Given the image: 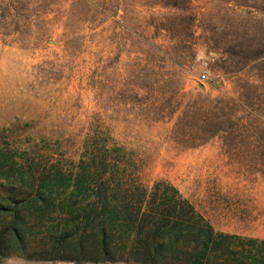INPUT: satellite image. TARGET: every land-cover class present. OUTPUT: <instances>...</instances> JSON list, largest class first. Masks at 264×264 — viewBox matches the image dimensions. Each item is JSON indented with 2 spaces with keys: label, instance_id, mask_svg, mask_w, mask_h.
<instances>
[{
  "label": "rangeland",
  "instance_id": "obj_1",
  "mask_svg": "<svg viewBox=\"0 0 264 264\" xmlns=\"http://www.w3.org/2000/svg\"><path fill=\"white\" fill-rule=\"evenodd\" d=\"M104 148L121 187H176L229 235L231 264H264V0H0V200L31 173L71 184Z\"/></svg>",
  "mask_w": 264,
  "mask_h": 264
},
{
  "label": "trees",
  "instance_id": "obj_2",
  "mask_svg": "<svg viewBox=\"0 0 264 264\" xmlns=\"http://www.w3.org/2000/svg\"><path fill=\"white\" fill-rule=\"evenodd\" d=\"M110 152L104 148L94 158L95 170H80L71 184L65 183L62 172L39 171L27 177L31 185L21 195L14 192L8 200H0V257L16 253L78 263L123 258L143 264L238 260L231 248L223 246V237L229 235L217 232L176 187L166 185L161 191L157 181L148 191L130 180L121 187L123 177L109 159ZM56 192L62 212L52 208ZM27 232L43 234L47 245L43 251L30 249ZM10 233L15 249H9Z\"/></svg>",
  "mask_w": 264,
  "mask_h": 264
},
{
  "label": "built area",
  "instance_id": "obj_3",
  "mask_svg": "<svg viewBox=\"0 0 264 264\" xmlns=\"http://www.w3.org/2000/svg\"><path fill=\"white\" fill-rule=\"evenodd\" d=\"M208 77V69L205 68L201 71L200 75H199V78L201 80H205L206 78Z\"/></svg>",
  "mask_w": 264,
  "mask_h": 264
}]
</instances>
